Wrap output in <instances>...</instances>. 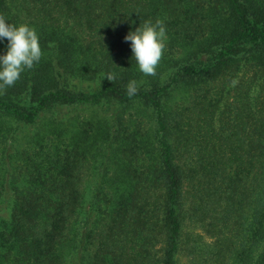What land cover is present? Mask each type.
<instances>
[{
	"label": "trees",
	"instance_id": "trees-1",
	"mask_svg": "<svg viewBox=\"0 0 264 264\" xmlns=\"http://www.w3.org/2000/svg\"><path fill=\"white\" fill-rule=\"evenodd\" d=\"M0 15L43 52L0 92V120L50 116L0 191V264H264V0H0ZM156 20L166 48L145 76L124 37ZM105 103L97 124L53 118Z\"/></svg>",
	"mask_w": 264,
	"mask_h": 264
},
{
	"label": "clouds",
	"instance_id": "clouds-1",
	"mask_svg": "<svg viewBox=\"0 0 264 264\" xmlns=\"http://www.w3.org/2000/svg\"><path fill=\"white\" fill-rule=\"evenodd\" d=\"M6 39V50L0 54V92L13 86L21 74L32 69L42 58L40 38L35 27L26 23L13 24L0 15V43ZM130 42L132 60L138 70L145 76H155L156 68L162 59L167 42V30L164 22L146 21L130 31L125 37ZM112 82L117 79L114 72L107 73L103 78ZM140 83L131 80L126 86L127 94L134 96Z\"/></svg>",
	"mask_w": 264,
	"mask_h": 264
},
{
	"label": "rangeland",
	"instance_id": "rangeland-1",
	"mask_svg": "<svg viewBox=\"0 0 264 264\" xmlns=\"http://www.w3.org/2000/svg\"><path fill=\"white\" fill-rule=\"evenodd\" d=\"M179 96H175L174 101L178 100ZM135 113L141 114L143 116L150 115L149 111L141 112V109L138 107H134ZM113 110V106L110 104H103L101 106L94 107H84L78 109H62L58 110L54 113L53 118L55 119H64L65 123H70V121L79 120V119H90L91 121L101 122L102 120L109 119L111 114L110 112ZM50 116L40 119L34 125H23L18 123H9L3 122L0 120V191L2 189L3 183L5 182L6 190L9 191V187L12 188V171L15 170L17 163L15 162L18 159V153H20L24 146L27 144L28 140L31 138L33 134H36L39 131H45L48 126L47 119ZM5 133L4 137H1V134ZM94 149H90L91 154L94 153V158H92V173H96L99 168L98 165L101 163H97V159L100 158V152L97 154L96 146ZM97 154V157H96ZM106 160V159H105ZM105 163H107L105 161ZM105 165V164H104ZM111 167H114L112 163H109ZM106 166V165H105ZM97 168V169H96ZM14 173V172H13ZM90 188L88 184L85 185L84 193L85 199L87 198V194L89 193ZM85 204V209L87 210V204ZM11 206V194L6 193L4 197L0 200V233L3 230L4 224L8 220L9 210ZM80 220H82L80 218ZM7 244V243H6ZM8 245V244H7Z\"/></svg>",
	"mask_w": 264,
	"mask_h": 264
}]
</instances>
